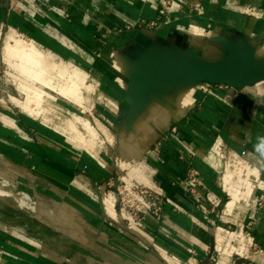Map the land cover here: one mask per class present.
I'll list each match as a JSON object with an SVG mask.
<instances>
[{"label": "crops", "instance_id": "obj_1", "mask_svg": "<svg viewBox=\"0 0 264 264\" xmlns=\"http://www.w3.org/2000/svg\"><path fill=\"white\" fill-rule=\"evenodd\" d=\"M51 2L66 14L38 3L35 19L17 11L21 25L34 21L27 29L52 56L50 37L65 42L59 83L82 87L80 104L95 86L94 142L98 126L110 140L87 143L83 125L85 143L74 142L0 101V173L42 213L0 197V264H264V0ZM113 150L150 165L173 201L137 236L119 230ZM189 166L202 177L200 201Z\"/></svg>", "mask_w": 264, "mask_h": 264}, {"label": "rangeland", "instance_id": "obj_2", "mask_svg": "<svg viewBox=\"0 0 264 264\" xmlns=\"http://www.w3.org/2000/svg\"><path fill=\"white\" fill-rule=\"evenodd\" d=\"M18 1L21 0H0V98H3L2 103L7 107H13L16 110L22 111V113L28 116H32L38 119L40 122L46 125L56 128L61 133L69 137L72 141L77 143H81V144L85 143L81 140L80 137L81 136L80 132L82 131L80 128L85 126L84 127L85 131L87 129H90L92 131V138H93V139H87L86 142L94 144L95 143L94 141L96 139L94 134L95 123H93V121L88 118L89 108L91 104L90 101L93 99L95 93V86L94 84H92L93 81H91L87 77V82H86L87 85H93L94 89L92 91H89L88 89L83 88L87 100H85L84 104H80L81 98H79V96L80 94H82V87L79 88V85L73 82H71V84L65 83L63 85L62 83H59V81L62 80V76H67V74L65 73L63 74L62 70L59 69V67L57 66H61L60 65L61 60H64L66 62H68V60H71L70 57H66L61 53L62 50L60 47H65L63 45L65 44V42L61 40L59 37H58L59 39L58 41L55 37L54 38H52L53 36L50 37L51 39H54L55 43L59 46L58 51L54 50L55 53H57L58 55L54 54L55 56L54 57L51 54L46 53L42 48H48L52 50L53 48L51 46L42 44L41 43L42 41L37 39L36 36H34V34L30 32L31 30L27 29V27L30 29H36L35 28L37 26L36 23H34V21L33 22L29 21L30 22L29 24L24 23V26H22L21 24H23L22 23L23 21L21 20L19 14H17V11H26L27 13H30L31 11L33 14L34 13L32 10L33 7L30 4H35L38 10V6H39L38 3L44 5L45 0H22L25 5H28V7H30L28 8V10L27 9L23 10V8L17 6ZM51 1L52 0H50V2ZM59 7L63 8V6H59ZM63 10L65 11L64 8ZM38 12L37 13L40 15L41 10H38ZM44 14L48 18L46 12ZM65 14L66 13L64 14L58 13L57 15H65ZM30 15L31 14H28L27 18L34 17L35 19L34 14L33 16ZM12 21H16L17 23H13ZM47 29L51 34L52 31H54L52 30L53 28H47ZM56 31H59L60 34L58 35L53 34V35L56 36L60 35L61 37L62 35L61 30L56 28ZM39 36L41 37V39H44L45 37H48V34L46 31L45 32L40 31ZM17 41L20 42L21 45ZM16 44L18 45V49ZM23 44H25L24 46L32 44L31 46L36 47V49L40 51L43 56V57L38 56V58L41 59L44 58V59L40 60L37 57H35L33 60H31L33 57L30 56L32 57L30 58L25 49L24 52L22 51L23 49H21V47H24ZM42 45H44V47ZM7 47L8 50H10L9 52H11L10 54L7 50ZM13 50L15 52H13ZM7 52L9 55L7 54ZM20 53L21 55L24 54V57H22ZM11 54L12 55L15 54V55L12 57ZM26 56L30 59L26 58ZM24 58L26 60H22ZM35 59L36 61L37 60L38 61L36 62ZM39 60L41 61L40 63ZM24 62H26L25 63L26 65L25 64L23 65ZM29 62L33 65H31ZM55 62L59 65H57ZM23 66L24 68L22 69ZM25 66L28 69V71H25L26 74L24 73V69H26ZM39 66L41 67L43 66V67L41 68ZM36 71L37 73H35ZM30 74H32L33 76H38V75L44 77L47 76V79L44 80L45 82H43L42 84L41 82L33 79V76L31 78ZM70 75L71 78L75 79L76 75L73 72ZM33 90L38 91L39 94H34ZM98 128H99V140L95 144L103 148H106L108 147L109 144L107 142V139L110 140V138L102 134V130L100 129L99 126ZM88 133H89L88 135H91L89 131ZM113 153L115 159H117V167L118 168L120 167L119 168L120 171L121 169H127V171H129V177L135 176L140 178L142 181L149 183V181L146 180L149 179V176L146 175L147 171H145L144 169L142 171L138 169L139 168L138 166L143 167L142 162L140 164H137L138 161L136 160L130 161V159L125 156V153L121 155V153L118 150L117 151L113 150ZM222 158L224 159V161L227 160L226 154ZM123 159L126 161V165H123ZM234 174L237 175L236 172H234ZM0 175L2 174L0 173ZM122 175L126 177V174L124 172H122ZM112 195L115 196L114 193ZM0 197H6V198L13 197V199L17 201L16 203H18V205H22L25 210L31 211L37 215L42 214L40 213V210L38 211L36 207H33L34 204L30 203V201L27 198L21 197L20 195L17 196L13 191L7 188H3L2 186H0ZM59 209L65 211L64 208L62 207H59ZM42 211L51 218L53 217L55 218L57 212L53 207H44Z\"/></svg>", "mask_w": 264, "mask_h": 264}, {"label": "built area", "instance_id": "obj_3", "mask_svg": "<svg viewBox=\"0 0 264 264\" xmlns=\"http://www.w3.org/2000/svg\"><path fill=\"white\" fill-rule=\"evenodd\" d=\"M164 2L165 4H170L171 0H164ZM30 5L38 12L35 4ZM44 5L56 13H65L63 8L52 4L50 0H45ZM144 23L154 25L156 21H149L147 23L143 21L139 23L138 26L141 27ZM131 27L132 26L128 25V28ZM2 100L3 98H0V101ZM170 131L176 132L177 128L172 127ZM155 150L159 151L158 145L155 146ZM140 163L141 162H138L137 164ZM143 164V166L147 167L146 169L149 172L150 183H146L135 176L129 177V171H127V169H121V171L126 174V177H124V174L122 175L119 169L120 167L118 168L116 165V180L115 183L110 185L111 189L113 188V193L116 195L115 206L122 219L119 230L129 236H131V234L136 235L137 231L143 229L148 215L161 216L164 211V205L167 203L173 204V201L165 192L155 184L154 175L156 171L150 165L146 163ZM185 181L188 192L200 201L202 198L200 188L203 185L200 172L196 168L189 166L187 168ZM0 186L14 193L16 191V185L2 175H0ZM16 193L15 195H18Z\"/></svg>", "mask_w": 264, "mask_h": 264}, {"label": "bare ground", "instance_id": "obj_4", "mask_svg": "<svg viewBox=\"0 0 264 264\" xmlns=\"http://www.w3.org/2000/svg\"><path fill=\"white\" fill-rule=\"evenodd\" d=\"M17 42H18V41H17ZM17 42H16V43H17ZM18 43L20 44V42H18ZM21 43H22V42H21ZM16 45H17V44H16ZM20 45H21V44H20ZM24 45H25V44H23V46H24ZM29 45H30V44H29ZM29 45H26V46H24V47H21V49H23V50H22L23 52L26 50V52L28 53L29 57H30V56L33 57V58L30 57V58H32L31 60H33L35 57L38 58V56H39V57L42 56L41 52L38 51V50L36 49V47H32V46H31L32 44H31L30 46H29ZM10 46H11V45H10ZM8 47H9V46H8ZM8 47H7V50H8ZM9 48H10V47H9ZM11 49H12V48H11ZM17 49H18V45H17ZM24 49H25V50H24ZM19 50H20V49H19ZM9 51H10V50H8V52H9ZM11 51H12V50H11ZM8 52H7V54H8ZM13 52H15V51L13 50ZM10 53H11V52H9V54H10ZM18 53H19V52H18ZM21 53H22V52H21ZM21 53H20V55H21ZM9 54H8V55H9ZM25 54H26V53H25ZM11 55H12V54H11ZM11 55H10V56H11ZM14 55H15V54H14ZM14 55H12V57H13ZM17 55H18V54H17ZM21 56L24 57V54L21 55ZM21 56H20V57H21ZM42 57H43V56H42ZM26 58H28V57L26 56ZM30 58H28V59H30ZM37 58H36V59H37ZM36 59H35V61H36ZM38 59L43 60L44 58H42V59H41V58H38ZM22 60H26V59L24 58V59H22ZM40 60H39V63L41 62ZM27 61H28V60H27ZM37 61H38V60H37ZM37 61H36V62H37ZM25 63H26V62H24L23 65H24ZM29 63H30V62H29ZM32 63H33V62H32ZM30 64H31V63H30ZM36 64H37V63H36ZM41 64H42V63H41ZM41 64H39V65H41ZM43 64H45V63H43ZM25 65H26V64H25ZM31 65H33V64H31ZM37 65H38V64H37ZM34 66H35V65H34ZM25 67H26V66H25ZM37 67H38V66H37ZM39 67H41V66H39ZM42 67H43V66H42ZM42 67H41V68H42ZM23 68H24V66L22 67V69H23ZM22 69H21V70H22ZM26 69H27V67H26ZM26 69H24V73H25V71H28V69H27V70H26ZM30 69H32V68H30ZM30 69H29V70H30ZM33 70H35V69H33ZM22 71H23V70H22ZM29 72H30V71H29ZM31 73H32V72H31ZM35 73H37V71H36ZM41 73H42V72H41ZM25 74H26V73H25ZM33 74H34V73H33ZM28 75H29V73H28ZM30 75H31V78H32V74H30ZM34 75H35V74H34ZM47 75H48V74H47ZM38 76H41V75H38ZM40 79H41V78H40ZM44 79H47L46 76L44 77ZM38 80H39V79H38ZM71 81H72V80H71ZM46 82H47V81H46ZM42 84H43V83H42ZM44 85H45V84H44ZM114 204H115V203H114ZM49 209H50V208H49Z\"/></svg>", "mask_w": 264, "mask_h": 264}, {"label": "trees", "instance_id": "obj_5", "mask_svg": "<svg viewBox=\"0 0 264 264\" xmlns=\"http://www.w3.org/2000/svg\"><path fill=\"white\" fill-rule=\"evenodd\" d=\"M13 23H17L16 21H12Z\"/></svg>", "mask_w": 264, "mask_h": 264}]
</instances>
